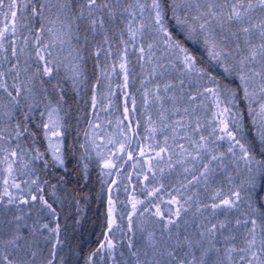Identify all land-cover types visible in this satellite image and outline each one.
Returning a JSON list of instances; mask_svg holds the SVG:
<instances>
[{
  "label": "snow or ice",
  "instance_id": "snow-or-ice-1",
  "mask_svg": "<svg viewBox=\"0 0 264 264\" xmlns=\"http://www.w3.org/2000/svg\"><path fill=\"white\" fill-rule=\"evenodd\" d=\"M25 9L31 10L27 17ZM171 9L183 40L200 44L207 63L234 75L236 89L221 84L169 31L161 0H0V93L6 100L0 107L18 106L22 95L43 102L41 116L47 118L41 127L51 154L49 161L37 148L33 155L19 143L11 145L27 127L17 124L15 137L0 128V264H54L63 243L60 224L39 218L29 223L22 207L39 201L46 215L57 216L44 195L47 181L36 176L17 182V173H32L35 160L45 168L64 165L61 84L71 80L78 89L85 83L90 56L99 71L92 108L107 99L102 110L110 111L114 76L122 78L116 89L125 106L115 123L106 121L110 133L98 137L95 130L103 125L88 120L81 159L94 152L102 177L131 163L128 182L135 176L144 198L125 186L128 199L120 202L112 196L120 181L107 184L104 239L85 264H95L100 253L105 264H264V202L257 203L256 192L258 177L264 180V0H172ZM102 78L108 81L106 95L98 92ZM137 79L143 122L129 91ZM241 98L255 127L252 140L245 137V118L233 110ZM185 101L188 106L181 107ZM209 102L211 115L202 121L197 109ZM117 203L130 207L126 228L118 223L125 217H117ZM117 230L126 243L114 238ZM44 232L45 240L56 237L47 255L37 239Z\"/></svg>",
  "mask_w": 264,
  "mask_h": 264
},
{
  "label": "trees",
  "instance_id": "trees-1",
  "mask_svg": "<svg viewBox=\"0 0 264 264\" xmlns=\"http://www.w3.org/2000/svg\"><path fill=\"white\" fill-rule=\"evenodd\" d=\"M150 2V0H149ZM161 3L165 11V22L169 31L172 34L185 43V46L189 48L199 59L205 61L201 66L210 67L213 74L219 79L221 84L227 85L232 89H236L239 85V80L234 75H229L224 72L223 68L217 66L215 62L211 64L207 63V54L204 48L192 41H184L183 35L176 24L175 19L172 17L171 4L172 0H161ZM30 9H25L23 15L27 17L30 13ZM160 53L157 52V55ZM104 56L99 57L101 64L104 62ZM134 60V57H133ZM97 58L95 56L88 57L84 62V78L85 83L81 84L77 89L73 86L71 80L62 82L61 88L64 96V102L60 115L62 117V146L64 154V165H52L45 168L42 160H35L32 162V173L28 170L21 169L17 173V182L34 179L39 176L41 182L47 181V186L44 190L45 198L53 203L56 208L57 216L55 218L50 215H46V209L42 210L39 201L30 202L29 205H24L23 211L29 213L28 222L32 223L37 218L41 223H49L50 226L55 227L56 223L60 224V240L63 241L57 248V256L54 264H85L89 254H91L104 239V233L107 228V199L108 189L107 184L111 183L112 179L120 181V185L113 193V199L120 202L127 201L128 196L125 192V186L128 191L131 192L135 189L138 198L143 199L144 196L140 193V188L143 184L137 182L135 176L132 178V182H128V173L133 171L131 163H128L121 169L120 173L113 172L109 178L102 177L101 171L98 165V160L95 153H91V159L83 161L81 159L83 149L80 148L82 143H85L84 133L89 131L88 120H93L95 114L102 110V105L107 102V99H102L99 109L94 110L91 106L92 85L96 83V76L99 74L96 68ZM139 68H135V73H139ZM195 79V78H193ZM122 82V78L114 76L111 81V87L115 90V96L112 97V107L109 112L100 111L105 117L118 118L122 117L123 108L125 106V98L119 90L116 89L117 84ZM55 83V81H52ZM189 81H186L185 87ZM131 86L129 91L134 93L137 100V113L136 118L143 122L144 116L141 114L140 109L143 107L141 93L137 91L140 87L139 79L134 82H130ZM108 81L101 79V83L98 88V92L107 93ZM51 94V89L49 88ZM242 93L239 96L242 97ZM58 98V97H57ZM6 100L2 93H0V104L5 103ZM199 100L195 103L199 104ZM32 105L31 109L29 105ZM128 107L131 108V100L129 99ZM210 105V102H209ZM188 106L187 101L181 103V107ZM200 108L197 109V114L201 116L202 121L206 119ZM234 111H239L245 118V137L248 140H252L256 136L255 127L251 123V117L248 115L247 101L242 98L237 100ZM11 111V117L5 115L6 112ZM44 103L33 101L32 99H25L22 95L19 98L18 106L11 108L0 107V128L5 129V135L15 137V128L19 124L21 130L27 127L28 131L24 133L18 140H11L10 143L15 147L16 143L21 145V148H26L29 153L33 154L31 150L33 148L39 149L40 152L45 153L44 159L51 161V154L47 153V140H45L43 129L41 127L45 116H41V112H44ZM154 111V109H153ZM27 116V119L25 117ZM176 118V117H174ZM11 130V131H9ZM143 133V127L140 129ZM211 131L206 125V130L203 134ZM227 144L224 143V148ZM222 148L221 150H224ZM258 151V148H257ZM26 154V158H27ZM257 158H260L259 156ZM87 162L88 168L85 171L83 164ZM24 172L23 175L20 172ZM175 175V174H174ZM106 180L105 184L101 183V180ZM258 185L256 192L260 194V198L257 203L264 202V180H260L258 177ZM56 185L55 190L52 186ZM27 191V186L25 185ZM2 190V189H0ZM54 191V195L52 194ZM145 207L148 206L146 203ZM117 217L124 215L125 220L122 225L126 228V217L130 207L124 203H117ZM10 211H15L10 207ZM46 232L43 235L37 237L40 247L43 249L45 255L51 251V245L55 242L56 237L53 236L51 240H45ZM114 238L117 241L126 243L121 240L120 232L117 230L114 232ZM104 253H100L94 258L95 264H105V260L102 259Z\"/></svg>",
  "mask_w": 264,
  "mask_h": 264
},
{
  "label": "rangeland",
  "instance_id": "rangeland-1",
  "mask_svg": "<svg viewBox=\"0 0 264 264\" xmlns=\"http://www.w3.org/2000/svg\"><path fill=\"white\" fill-rule=\"evenodd\" d=\"M121 83H122V82H121ZM106 105H107V102L104 103V104L102 105V108H103L104 106H106ZM100 111H102V110L100 109ZM100 111H98V112L95 114V118L92 120L94 124H102V125H103V127H101L100 129L95 130L96 135H97L98 137H99L101 134L110 133V132L112 131L111 126H109V125L106 123V121L111 120L113 123H115V120L117 119V118L114 119V118H111V117H105ZM199 111H201V113H202L204 116H206V118L210 117V115H211V107H210V105H209V107H200ZM46 118H47V117H45V119H46ZM210 130H211V128H210ZM45 140H46V139H45ZM61 143H62V140H61ZM47 146H48V145H47ZM107 178H109V177H107ZM2 179H3V177L0 176V181H2Z\"/></svg>",
  "mask_w": 264,
  "mask_h": 264
}]
</instances>
